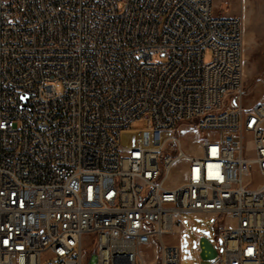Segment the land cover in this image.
Here are the masks:
<instances>
[{
  "label": "built area",
  "instance_id": "obj_1",
  "mask_svg": "<svg viewBox=\"0 0 264 264\" xmlns=\"http://www.w3.org/2000/svg\"><path fill=\"white\" fill-rule=\"evenodd\" d=\"M244 48L214 0H0V264H147L152 247L181 264L164 240L192 213L234 222L212 264H264Z\"/></svg>",
  "mask_w": 264,
  "mask_h": 264
},
{
  "label": "rangeland",
  "instance_id": "obj_2",
  "mask_svg": "<svg viewBox=\"0 0 264 264\" xmlns=\"http://www.w3.org/2000/svg\"><path fill=\"white\" fill-rule=\"evenodd\" d=\"M216 14L221 16L238 15L245 26L246 45L244 48V98L247 105H256L264 102V0H214ZM207 61L209 58L206 59ZM142 125L134 124L132 129L144 128ZM185 147L191 150L198 141L199 136L187 134ZM179 176L173 175L170 185H174ZM254 186L261 183V177L255 173L252 177ZM183 224L189 228V232L182 237L181 264H210L203 256L201 242L206 241L210 245H221L218 237V224L232 226L234 222L230 219H217L215 217H193L188 214L182 215ZM194 224V226H191ZM167 245H175L173 239L166 237ZM218 258V257H217ZM157 259L155 247L145 251V260L153 262Z\"/></svg>",
  "mask_w": 264,
  "mask_h": 264
},
{
  "label": "crops",
  "instance_id": "obj_3",
  "mask_svg": "<svg viewBox=\"0 0 264 264\" xmlns=\"http://www.w3.org/2000/svg\"><path fill=\"white\" fill-rule=\"evenodd\" d=\"M233 17H238V15H232ZM240 18V17H238ZM243 21V20H242ZM244 25V22H243ZM245 26H244V33H245ZM245 45H246V33H245ZM264 103V102H260ZM258 103V104H260ZM257 105V104H256ZM249 106H255V105H249ZM193 217H214L211 214H202V213H192L188 214ZM191 226H194V224H191ZM217 228V226H216ZM218 230V228H217ZM189 232V228L183 224V219L181 218V227L175 231L174 234L168 236V238L173 239V241L176 242L175 246H177L180 250V246L182 244V237L184 233ZM201 248H198V251L202 250L203 251V256L206 260L209 261L210 264H212L213 261L217 259H221L223 257V252L221 249V245H210L206 241L201 242ZM181 253V251H180ZM218 257V258H217ZM154 262V261H153ZM153 262H147V264H152Z\"/></svg>",
  "mask_w": 264,
  "mask_h": 264
}]
</instances>
